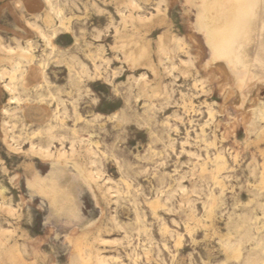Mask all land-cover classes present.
<instances>
[{
  "label": "rangeland",
  "instance_id": "rangeland-1",
  "mask_svg": "<svg viewBox=\"0 0 264 264\" xmlns=\"http://www.w3.org/2000/svg\"><path fill=\"white\" fill-rule=\"evenodd\" d=\"M213 2L0 0V70L32 56L19 102L0 80V264L77 251L84 264H264V85L249 75L244 103L224 100L208 68ZM255 98L248 133L238 118ZM227 241L242 242L238 262Z\"/></svg>",
  "mask_w": 264,
  "mask_h": 264
},
{
  "label": "bare ground",
  "instance_id": "bare-ground-1",
  "mask_svg": "<svg viewBox=\"0 0 264 264\" xmlns=\"http://www.w3.org/2000/svg\"><path fill=\"white\" fill-rule=\"evenodd\" d=\"M210 1L213 2L212 0ZM213 3H215L213 7L211 5L209 6L207 3H204L203 5L204 7L202 6L206 13L205 15L209 13L210 9H212L213 12L215 11L214 12L215 14H213V12L210 10L214 15V16L212 15L213 16L212 18L209 17L210 18L209 19L207 17H204V23H206L210 29L208 33L207 32L205 33V36L207 39L213 41L211 44L209 43L210 41L208 42L210 44V46L208 47H210L209 49H211V57L208 61V68L212 71H218V73L219 72L222 73L223 76L221 77V81H220L224 86L222 93L224 95V100H227L235 91L238 92L239 95L241 94L240 90L243 87V84L247 80V77L249 75H252L250 79L258 80L260 84L264 85V0H215V2ZM213 3H209V4H213ZM131 4H133V2H131ZM58 31H59L58 28L52 29V39L55 37ZM52 39L48 41V43L51 46H53ZM177 44H179V42ZM177 44H175V46ZM0 49H4V47L0 45ZM162 49H164V47H162ZM6 51L10 53L14 52V50L12 49H7ZM17 51L23 52L26 50L25 48L18 45ZM169 54L170 51L164 53L165 60H168ZM31 58L28 57L27 59L25 58V56L19 57V60L18 62H16V65L15 66L12 65L13 67L11 73H7L3 69L0 70V80H3L7 76L9 79V81L5 83L3 86L4 89L11 95V97L8 99L9 103L19 102L17 87L19 86V80L21 81V79L24 76L22 73L23 64L21 63L22 62L21 60L26 59L27 61L30 62L32 61ZM254 66H255L254 69L255 72L252 73V69ZM228 72L231 73L232 77L234 78V83H235L234 87L228 85V81H229ZM244 101H245V96L244 94H241L239 97L238 106L239 105L241 106L244 103ZM262 103L263 102H261L259 99L255 98L254 101L252 103H249L248 106H246L240 113L238 122L240 123V125H243L245 127V130L248 133L254 131V121L256 118L255 117L256 112L262 111L263 108L261 107ZM3 112L5 114L9 113L8 110H4V109ZM258 119L259 121L261 120L260 118ZM51 139H53V137H51ZM32 151H36L47 158L52 157V154L50 153L48 148H43V147L34 148L32 146ZM89 151L93 158L95 154L91 151V149H89ZM65 157H66L65 152L63 151L58 152L57 160L66 159ZM219 158H221V156H219ZM216 160L218 161V159ZM221 161L219 160V162L217 163H220ZM223 162H221L222 166H224ZM96 164L97 163L95 159H92L91 166L93 167V169L89 172L90 182H94L100 178ZM216 167L218 168L217 165ZM218 169L216 170L218 171ZM255 174H256V170H253L251 172V175L254 176ZM86 175L88 176V173ZM91 179L94 181H91ZM87 180H89L88 177ZM261 181L263 180L261 179ZM262 185L264 184L262 183ZM257 224L259 225L260 222H258V219L256 217L255 219L248 218L247 220H242L238 222L236 228L238 230H242L244 228L257 230L256 229V226H258ZM225 245L230 247L232 251H234V253L236 254L235 261L238 262L242 256V242L227 241ZM232 257L234 258V256ZM102 259L97 258L96 259L97 264H103ZM87 260H88V256H85L80 251L75 252L72 257L73 264H84ZM255 263L257 262H254L253 264Z\"/></svg>",
  "mask_w": 264,
  "mask_h": 264
}]
</instances>
